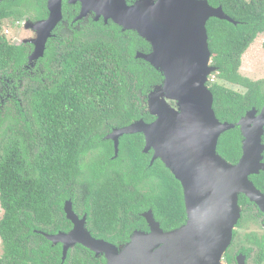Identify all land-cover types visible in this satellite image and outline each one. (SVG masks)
<instances>
[{
    "label": "trees",
    "instance_id": "obj_1",
    "mask_svg": "<svg viewBox=\"0 0 264 264\" xmlns=\"http://www.w3.org/2000/svg\"><path fill=\"white\" fill-rule=\"evenodd\" d=\"M208 1L222 5L238 22L211 18L207 23L213 65L218 68L214 75L246 89L236 91L218 80L208 83L219 120L237 123L252 107L264 106V80L254 81L239 70L244 53L264 32V0ZM78 10L79 5L64 0L66 22ZM26 14L34 21L46 18L47 0L0 1V24ZM87 25L59 46L49 40L41 67L31 70L32 45L10 42L0 26V264H105L104 259H89V250L80 244L63 261L62 244L54 245L44 235L73 227L64 209L67 200L74 211L84 202L89 231L114 244L127 242L136 229L147 230L140 213L149 209L164 230L186 221L182 185L161 159L151 164L144 135H123L116 157L112 140L106 139L116 127L153 119L147 101L163 83V75L136 58L138 51H150L149 42L135 31L122 33L112 21ZM242 139L239 126L226 131L219 139V154L237 163ZM250 178L264 192V171ZM239 203L238 227L252 212L253 219L264 221V214L245 195ZM238 237L235 229L226 262L237 264L240 253L248 262L256 251L255 264H264V234H246L247 244L232 252Z\"/></svg>",
    "mask_w": 264,
    "mask_h": 264
},
{
    "label": "water",
    "instance_id": "obj_2",
    "mask_svg": "<svg viewBox=\"0 0 264 264\" xmlns=\"http://www.w3.org/2000/svg\"><path fill=\"white\" fill-rule=\"evenodd\" d=\"M3 1V0H0ZM80 3L75 20L95 13L104 23L112 21L122 31H135L149 42V52L138 51L136 58L151 64L163 75L148 97L152 122L143 119L114 128L107 136L114 142L115 156L120 138L141 133L144 152L151 149V164L161 159L180 181L186 209V221L180 227L164 230L152 209L143 213L147 230L136 229L127 242L111 243L92 235L86 216L80 218L73 202H65V213L73 227L68 232L44 235L54 245L63 246L62 260L77 244L104 255L107 264H228L225 253L233 241L234 230L242 215L240 195H245L264 214V192L251 180L264 171V106L252 107L237 122L220 121L214 109V95L208 85L217 71L209 47L207 23L211 18L238 22L222 5L208 0H67ZM64 0H47L48 16L26 28L36 36L29 40L33 49L29 66H35L46 51L53 30L63 20ZM167 99L176 102L172 106ZM239 126L242 155L235 164L218 152L219 139ZM237 264H247L238 254Z\"/></svg>",
    "mask_w": 264,
    "mask_h": 264
},
{
    "label": "rangeland",
    "instance_id": "obj_3",
    "mask_svg": "<svg viewBox=\"0 0 264 264\" xmlns=\"http://www.w3.org/2000/svg\"><path fill=\"white\" fill-rule=\"evenodd\" d=\"M26 17H23L22 19H19L17 21H11V20H4L0 26L3 29L4 33L7 35L8 39L12 43H17L19 44L23 39L29 38L30 32L28 30H33L29 29L27 30L26 22L28 19L31 20V15L26 14ZM35 31V30H34ZM263 42H264V32L259 34L257 38L254 40V42L249 46L247 51L244 53L242 57V64L240 67V73L248 77L252 80H264V48H263ZM211 80H218L220 84H223L227 88L240 91V92H245V88L232 84L229 82H225L223 80H219L217 75H212ZM263 89H264V83H263ZM166 100L170 103L172 100L167 99ZM175 103L176 107V102L172 101ZM254 213H249V216L244 220L243 225L241 227H236V230L239 233V237L236 239L235 244L232 246V252H235L242 244H247L246 241V234L255 232L261 236L264 234V224L262 223L261 218L260 219H253L251 215ZM3 216V209L0 204V220ZM263 224V225H262ZM248 245H251L248 242ZM3 253V247H2V242L0 238V257ZM256 251L253 252L251 255V259L249 260V264H255L254 257L256 255Z\"/></svg>",
    "mask_w": 264,
    "mask_h": 264
},
{
    "label": "flooded vegetation",
    "instance_id": "obj_4",
    "mask_svg": "<svg viewBox=\"0 0 264 264\" xmlns=\"http://www.w3.org/2000/svg\"><path fill=\"white\" fill-rule=\"evenodd\" d=\"M65 1L68 3L67 0H65ZM71 5H79L78 13L73 17V19L69 23L64 20V15H63V20L56 26V28L53 30V35L49 38V40H51V39L55 40V43H56L57 46L61 45L62 43H60V42L61 41H65L68 37L73 38L75 32L77 30H80L82 26H87V28H88L89 25H87V24H89L91 21L100 22V21L103 20V18L101 17L98 21H96L95 20V16H96L95 13L91 12L86 17H83L82 19L76 21L75 18L80 13L81 5H80L79 2L76 3V4H71ZM28 20H30V19H28ZM31 21L35 22L34 20H31ZM28 31L30 32L29 38L23 39L19 44H21V43L30 44V45H32V49H33V44L30 43L29 40L36 36V32L34 30H28ZM121 32L125 33L126 31H122L121 30ZM84 33H87V30ZM47 46H48V42H47L46 48H47ZM142 52H144V51H142ZM39 60L35 64V66H31L28 70H31V69L35 68L36 66H38V64H39V68H40L41 66H40ZM170 103H171L172 106H175L174 102L171 101ZM154 120H155V116H153V119L151 121H148V122H152ZM112 145H114L113 141H112ZM148 153H151V159H152V157L154 155L153 149H151ZM90 157L91 156H87L86 161H89ZM77 206H78L77 207L78 209L75 210V212L78 214V216L80 218H83L84 216H86V225H87V222L89 220L88 219V213L84 211V208H86V204L84 202H81ZM143 213L142 212L140 213V217L142 218V220H146L145 217H143ZM136 219L139 220V218H136ZM261 220H262V223L264 224L263 219H261ZM88 250L90 252L89 259H91L92 261H95L96 259H104L105 260V264H107V261H106V258H105L104 255L96 256L95 252L91 251L90 249H88ZM3 253H4V251H3ZM3 253H2V255H3ZM2 255H1L0 259L2 258ZM247 264H249V261L247 262Z\"/></svg>",
    "mask_w": 264,
    "mask_h": 264
}]
</instances>
